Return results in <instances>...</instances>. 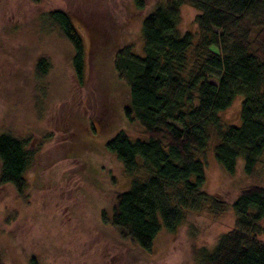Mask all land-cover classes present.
<instances>
[{
	"label": "rangeland",
	"instance_id": "1",
	"mask_svg": "<svg viewBox=\"0 0 264 264\" xmlns=\"http://www.w3.org/2000/svg\"><path fill=\"white\" fill-rule=\"evenodd\" d=\"M156 1L139 9L134 0H0V133L27 138L34 152L24 193L0 185L3 264H31L33 256L39 264H197L194 250L211 249L235 226L231 207L217 218L191 212L176 233L163 226L145 250L102 220L116 194L131 187L107 142L121 129L131 138L143 132L124 113L129 89L112 58L127 43L141 49L140 25ZM52 9L67 11L84 41L82 82L71 42L48 20ZM180 13L181 31L196 32L197 10L188 3ZM41 56L48 60L44 76L36 68ZM242 99L220 112L228 124L241 123ZM202 159L207 193L232 200L239 187L264 185V153L254 175L246 173L242 156L236 172H227L212 145ZM256 238L264 242V232Z\"/></svg>",
	"mask_w": 264,
	"mask_h": 264
},
{
	"label": "trees",
	"instance_id": "2",
	"mask_svg": "<svg viewBox=\"0 0 264 264\" xmlns=\"http://www.w3.org/2000/svg\"><path fill=\"white\" fill-rule=\"evenodd\" d=\"M188 3L198 12L196 32L180 29V9ZM134 4L146 7L145 0ZM47 17L71 42L82 82L86 49L78 29L64 9ZM140 26L141 49L127 43L112 59L129 89L124 113L143 132L131 138L121 129L107 142L131 187L116 194L110 212L102 211L103 222L150 250L163 226L176 233L191 212L217 218L231 207L235 226L211 249H195L197 264H264V242L256 238L264 232V185L239 187L232 200L202 189V156L210 145L231 174L242 156L246 173L254 175L264 153V0H157ZM44 61L41 56L36 64L41 76ZM238 95L241 123L228 124L220 112ZM28 146L27 138L0 133V185L10 183L20 195L34 159ZM30 262L39 264L35 256Z\"/></svg>",
	"mask_w": 264,
	"mask_h": 264
}]
</instances>
